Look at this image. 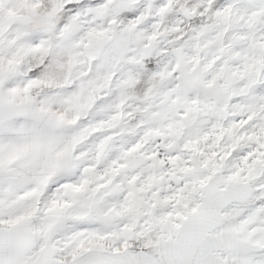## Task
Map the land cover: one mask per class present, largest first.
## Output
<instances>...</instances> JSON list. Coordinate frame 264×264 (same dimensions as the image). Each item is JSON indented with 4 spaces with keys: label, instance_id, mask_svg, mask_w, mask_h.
Listing matches in <instances>:
<instances>
[{
    "label": "snow or ice",
    "instance_id": "snow-or-ice-1",
    "mask_svg": "<svg viewBox=\"0 0 264 264\" xmlns=\"http://www.w3.org/2000/svg\"><path fill=\"white\" fill-rule=\"evenodd\" d=\"M0 264H264V0H0Z\"/></svg>",
    "mask_w": 264,
    "mask_h": 264
}]
</instances>
